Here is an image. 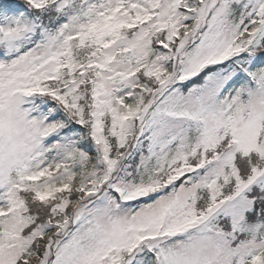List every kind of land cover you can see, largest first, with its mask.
<instances>
[{"label": "snow or ice", "instance_id": "1", "mask_svg": "<svg viewBox=\"0 0 264 264\" xmlns=\"http://www.w3.org/2000/svg\"><path fill=\"white\" fill-rule=\"evenodd\" d=\"M0 264H264V0H0Z\"/></svg>", "mask_w": 264, "mask_h": 264}]
</instances>
